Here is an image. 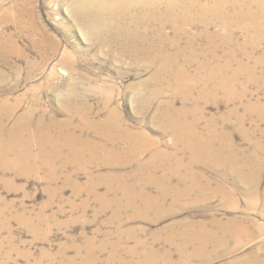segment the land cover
Returning <instances> with one entry per match:
<instances>
[{
    "label": "rangeland",
    "instance_id": "1",
    "mask_svg": "<svg viewBox=\"0 0 264 264\" xmlns=\"http://www.w3.org/2000/svg\"><path fill=\"white\" fill-rule=\"evenodd\" d=\"M71 4V0H35L40 22L57 42V54L43 62L26 41H18L27 55L26 59L17 60L23 69L19 85L9 91L8 87L15 84L13 79L0 84V106L6 100L11 103L19 99L24 101L16 118L36 97L40 100L38 116L44 115L45 120L56 123L67 122L70 117L73 121L64 129L71 138L68 147L59 148L58 160L62 156L64 159L68 157V164L63 168L62 163L61 167L56 164L53 180L46 170L25 175L0 171V264H181L180 261L186 257L188 260L185 259L183 264H260L258 261L264 257V232L256 228H264V110L246 113L240 105L233 110L234 104H228L222 94L214 101L210 98L211 88L201 84L193 88L189 100L174 96L175 81H153V69L141 68L137 62L131 61L123 46L90 43L69 12ZM230 29L224 33L228 35L230 31V41L219 37L221 30L215 25L210 30L211 43L208 44L204 37L196 42L192 52L197 57H194L196 61L189 71L195 74L197 68L207 61L204 57L199 58L205 53H209V57L214 54L222 59L221 62L229 63L232 70L246 65L245 72L242 70L240 73L239 86H245L248 102L259 103L264 109V33L255 35L236 26ZM165 32L172 35L168 28ZM196 32V29L191 30V33ZM111 36L107 34L103 40ZM93 46L98 47L100 56L94 53ZM182 47H186L184 42ZM69 55L79 75H70L61 66V61ZM28 61L38 62L30 80H26L24 72ZM67 82L74 84V91L83 97L84 101L79 99L77 105L88 108L86 120L99 125L86 127L79 115L70 113L67 116L57 108L56 102L70 94L65 86ZM29 87L35 90L31 92ZM204 88L210 96L203 99ZM154 91H159L161 97L143 118L137 113L142 106L140 102L137 104V100L146 99ZM108 97L113 102L107 107L108 112L117 110L124 129L134 134L142 133L154 144L153 150L145 153L139 161L130 160L129 149L117 143L115 150L123 157L114 154L112 159L104 158L97 152L96 162H86L91 154L85 145H107V136L102 134L105 128L101 124L109 114L102 107L103 100ZM168 101H175V110L186 104L189 111L194 112L189 121L194 119L198 146L210 147L208 155L202 152L196 156L182 151L181 143L174 140L172 130L156 124L154 116L159 115ZM13 124L11 121L7 126ZM222 145L233 148L235 155L215 152ZM80 146L85 147L82 154L77 155L81 160L75 157ZM53 148L49 149L56 152ZM33 153L36 154V150ZM69 160L74 161L71 163ZM104 160L111 162L107 164ZM90 181L96 182V186L87 184ZM107 185L114 187L116 192L107 195L108 200L105 198ZM120 187L129 191L121 192ZM254 187L260 203L248 207L245 194ZM186 191L189 194L184 193ZM142 195L146 198L144 201L141 200ZM231 221L246 224L252 230L251 237L237 240L229 235L226 227Z\"/></svg>",
    "mask_w": 264,
    "mask_h": 264
},
{
    "label": "bare ground",
    "instance_id": "2",
    "mask_svg": "<svg viewBox=\"0 0 264 264\" xmlns=\"http://www.w3.org/2000/svg\"><path fill=\"white\" fill-rule=\"evenodd\" d=\"M71 1L72 4L70 5L69 12L74 17L73 19H75V21L79 24V27L82 30L81 32L84 34L85 38L90 43H93L96 46H100V45L105 46L106 43L107 44L114 43L119 47L123 46L122 48L127 51V54H129L128 56L131 61L137 62L138 66H140L141 68L153 69L151 75L153 81H160V82L163 81L167 82L168 80L175 81L176 84L175 90L173 88L175 92V95L173 94L174 96L180 97L184 101H186L187 99L189 100V95L192 92L193 88H195L197 84H201V86L203 85L205 86V88L206 87L211 88L210 91L212 92V94L210 98L214 99V101L219 94H222L225 98V101L228 104L231 105L234 104L233 110L238 109L237 105H240L243 108L244 112L246 113H253V111L257 109H260L258 110V112H262L264 110L262 109V107H260L261 104L248 102L249 100L247 101L246 99L247 91L245 86L244 85L239 86V83L241 82L239 81L240 73L242 70L244 71V66L246 67V65L238 66V67L235 66L236 69L232 70L231 69L232 66L229 63L225 64L221 62L222 59L220 60L214 54H212L209 57V53H205L204 55L199 56V58L204 57L207 61H205V63H202L200 66L198 64L199 68H197L195 74H192L193 72L190 73L189 71V68L193 65V61H196L194 60V57H197L194 56L192 52V48H194L196 42L202 37H204L205 40L207 39L208 44L211 43L212 35L210 33V30L212 28L214 29L215 25H218V27L221 30L220 32L222 34H220L219 37L222 40H226V41L231 40L230 39L231 36H228L230 31L227 32L228 35L227 34L224 35V33L226 32V30L228 31L231 27L233 28L234 26L243 28V30L246 29L247 32L250 33L252 32L255 35L260 34V36H262L261 33H264V0H71ZM167 28L172 31L171 36H169L165 32ZM192 29H196V31L198 32L191 33ZM107 34H111L112 36L107 37L105 40H103V36ZM254 38H256V36ZM22 40L26 41L29 48L40 55L43 62L49 59V57L54 56L58 48L57 42L54 39V37L49 34L46 27L43 25L42 22H40L39 15L37 14L36 11L35 0H16V1L0 0V84H2L4 81L8 79H13L15 81V84L12 87H8L9 89L7 90L9 91H13L16 89V87L19 85V80L22 75L23 69L21 65H19L17 60L18 59L19 61L24 60L26 59L27 56L25 50L20 46L21 44L19 45L18 43V41H22ZM262 40H264V36ZM183 42L186 45V47L184 48L182 47ZM93 47L95 48V50H93L94 53L95 54L97 53L100 56L98 47L95 46ZM224 52L225 51H223V53ZM231 53L232 55L234 54L233 51ZM64 54H66V52ZM72 61L73 59H71L69 55L68 57L64 58L60 64L63 68H66L67 71H69L70 75H79L80 73L74 69L72 65ZM37 63L29 62V61L26 63V66L24 68V72H26V80L31 79L32 73L35 70ZM65 86L67 89L70 90V94L69 95L67 94L68 95L67 97H65L64 95L63 98H61V100L59 99V101L56 102L55 105L57 106V108L61 112H64V114L67 116H69L70 113L79 115L82 124L84 123L83 125H86V127L87 126L95 127L96 125H99L94 122H88L86 120L88 119L87 118L88 108L86 107L87 109H83L85 107L84 105H83L84 107H81L82 105L80 106L77 105V103H79V99L83 100V97L79 96V94H77L74 91L75 90L74 84L67 82ZM31 88H30L31 92L35 90L33 87ZM205 88L202 91L203 99L210 96V95L208 96L210 92L209 93L205 92L206 91ZM63 92L61 94H63ZM111 97L113 96L111 95ZM160 97H161L160 92L154 91L151 94H149L148 97H146V99L142 97L141 98L142 101H138L140 99L139 98L137 100V104L138 102H140L139 104H141L142 106L141 107H139L140 105L138 106L139 108H141L140 110L137 111L138 115H141L143 118H145L144 115H147V112L154 105V102ZM26 100L27 99H25V101ZM22 101L23 99H19L16 100L14 103H11L10 101L8 102L6 100L0 106V171H10V172L18 173L20 175L21 174L25 175V174L37 173L41 170L44 171L46 170L47 173L51 175V176L49 175L51 180H53L54 174H52V172L57 167L56 164H59L61 167V163H62V168L68 164V159H69L68 157H67L68 159L67 158L64 159V157L62 156L63 158L61 157L60 160H58V157L60 155L59 154L60 153L59 151L61 150L60 147H68V144L71 141V138L69 139L67 135L69 133L67 132L66 134L64 129L66 130L67 127L73 121L70 120L71 118L70 117L68 118L69 120L67 122L56 123L54 120H45L43 117L44 115L38 116L37 115L39 111L38 102L40 100H37L36 97H34L31 100V105L27 108V110H25L20 116L17 115L18 117L16 118V113L20 105L22 104ZM244 101L247 103L243 104ZM111 102L112 101L110 100V97L105 98L103 100L102 107L104 109L105 108L107 109V107L109 108L110 105L113 103ZM174 103L175 101L174 102L168 101L163 105L162 107L163 109H161L162 111L159 112V115H156L157 116L156 118L154 116L156 124L161 128L172 130L173 138L175 141H179L181 143L180 145L182 151L186 150L187 152H189V154L192 155H196L197 153H202V152L204 154L207 153L206 155H208L210 153L209 152L210 147L207 148L208 146L205 147L203 145H201L202 147L198 146L197 137L195 135V129H194V122H193L194 119L190 120L191 122L189 121L190 117L194 116L193 115L194 112L193 111L190 112L191 110L189 111L186 104H184L180 110H175L176 106L174 107ZM182 103H186V102H182ZM88 106L90 107V105ZM108 110L109 109H107V112ZM108 113L109 114L106 115V118L102 121L103 124L100 123L105 128L102 130V134H105L107 136L106 139L107 145L103 144V147L99 146L100 149L99 147L96 146L94 147V146L85 145V147L88 148V151L91 154L90 158H89L90 155L88 154L89 159L86 160L87 164L96 162L97 152H99V157L104 156V158L105 157L110 158L114 154L121 155L120 152H117L118 150L117 151L115 150L117 149V147L115 148L117 143H121L122 146L129 149L131 154L130 160L133 159L135 161L136 160L139 161V159L142 158V156L145 155V153H149V151L151 152L153 150V146H154L153 142H150L144 134L142 133L134 134L127 131V129L126 130L124 129L122 118L116 109L110 110V112ZM227 114L230 113L227 112ZM243 115H245V113ZM11 121L14 122V124L8 127L7 125ZM213 124L214 123H212V125ZM101 137L103 138V135ZM81 140H79V142ZM204 144H206V142ZM71 146H72V142H71ZM83 146L82 147L80 146L81 148H78L76 150L78 154L75 152L76 154L75 157H77L78 159L80 158L77 155L79 154L81 155L82 154L81 151L85 148ZM52 147L56 148L57 151L56 152L51 151L49 148ZM76 148L74 147V149ZM217 149L218 151L215 150V152H219L223 154L227 152L229 153L228 155L230 156L235 155V152L231 147L227 148L226 146L222 145ZM33 150H36V154L33 153ZM69 150H71L70 147ZM153 153H158V152H153ZM156 155L157 154H153V156ZM113 157H111V159ZM69 162L71 161L69 160ZM105 162L109 164V162L111 161L108 162L104 160V163ZM91 166L94 167L95 165L94 166L91 165ZM114 167L117 166L115 165ZM106 179L108 180V178ZM248 181L249 180H247V182ZM87 184H90L93 187L96 186L95 185L96 182L94 181H90ZM121 187L119 188L121 192L126 193L127 191H129V190H125L124 188L122 189ZM113 188L111 187V185L106 186L107 191L105 198L107 195H110L114 192ZM184 193L189 194L188 191ZM257 194H258L257 188L255 187L251 189V192H247L245 194L246 204L248 207H254L257 205V203L259 202V196ZM145 199L146 198L144 197V195H142L141 200L144 201ZM159 199L160 196L157 200ZM226 229H227L226 232L229 235H231L233 238H237V240L240 239L241 237L244 236L251 237L252 235L251 232L252 230L248 229L246 224H243L242 222L231 221L227 224ZM256 229L258 231L264 232L263 226L257 227ZM145 258H147V256ZM185 259H187V257L183 258L180 261V263L182 262L181 264H183V261H185ZM256 260H258V258H256ZM258 262L260 264H264V257H262V259Z\"/></svg>",
    "mask_w": 264,
    "mask_h": 264
}]
</instances>
